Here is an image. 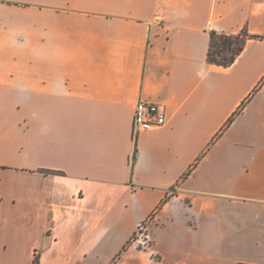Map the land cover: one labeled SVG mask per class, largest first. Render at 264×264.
Instances as JSON below:
<instances>
[{
	"label": "crops",
	"instance_id": "crops-1",
	"mask_svg": "<svg viewBox=\"0 0 264 264\" xmlns=\"http://www.w3.org/2000/svg\"><path fill=\"white\" fill-rule=\"evenodd\" d=\"M36 256L264 264V0H0V264Z\"/></svg>",
	"mask_w": 264,
	"mask_h": 264
},
{
	"label": "trees",
	"instance_id": "trees-1",
	"mask_svg": "<svg viewBox=\"0 0 264 264\" xmlns=\"http://www.w3.org/2000/svg\"><path fill=\"white\" fill-rule=\"evenodd\" d=\"M211 46L208 52V60L220 66H229L243 51L247 39L257 38L258 36L249 34L243 30L239 34H219L212 32ZM220 38V41H217ZM220 56V57H217ZM33 264H39V257L36 256Z\"/></svg>",
	"mask_w": 264,
	"mask_h": 264
},
{
	"label": "built area",
	"instance_id": "built-area-1",
	"mask_svg": "<svg viewBox=\"0 0 264 264\" xmlns=\"http://www.w3.org/2000/svg\"><path fill=\"white\" fill-rule=\"evenodd\" d=\"M166 121V105L160 102L149 101L141 97L135 106L133 129L137 135L140 132L149 131ZM142 226H140L141 228ZM141 245L149 244V235L143 232L138 239Z\"/></svg>",
	"mask_w": 264,
	"mask_h": 264
},
{
	"label": "rangeland",
	"instance_id": "rangeland-1",
	"mask_svg": "<svg viewBox=\"0 0 264 264\" xmlns=\"http://www.w3.org/2000/svg\"><path fill=\"white\" fill-rule=\"evenodd\" d=\"M217 41H220V38H217ZM217 57H220L217 55ZM146 232L148 234V230L146 228V224H143V226L141 228L138 229V231L136 232V235L134 236V238L132 239V243H137L139 247H144V245H141L138 243V239L140 238V235ZM147 246V245H146Z\"/></svg>",
	"mask_w": 264,
	"mask_h": 264
}]
</instances>
